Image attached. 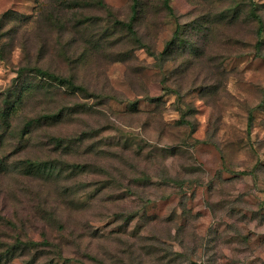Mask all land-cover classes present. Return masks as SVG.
Returning <instances> with one entry per match:
<instances>
[{
  "label": "rangeland",
  "instance_id": "374dc122",
  "mask_svg": "<svg viewBox=\"0 0 264 264\" xmlns=\"http://www.w3.org/2000/svg\"><path fill=\"white\" fill-rule=\"evenodd\" d=\"M0 264H264V0H0Z\"/></svg>",
  "mask_w": 264,
  "mask_h": 264
},
{
  "label": "trees",
  "instance_id": "16d2710c",
  "mask_svg": "<svg viewBox=\"0 0 264 264\" xmlns=\"http://www.w3.org/2000/svg\"><path fill=\"white\" fill-rule=\"evenodd\" d=\"M101 4L102 5H104V6H106V4L104 3V1H101ZM31 123H33V121L31 120ZM27 246H30V245H35V246H37V247H40L41 245H43V244H41V243H37V242H34V241H30V242H27V243H25Z\"/></svg>",
  "mask_w": 264,
  "mask_h": 264
}]
</instances>
